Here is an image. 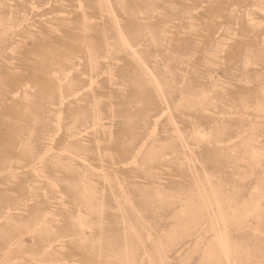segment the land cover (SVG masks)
<instances>
[{
  "label": "rangeland",
  "instance_id": "1",
  "mask_svg": "<svg viewBox=\"0 0 264 264\" xmlns=\"http://www.w3.org/2000/svg\"><path fill=\"white\" fill-rule=\"evenodd\" d=\"M0 264H264V0H0Z\"/></svg>",
  "mask_w": 264,
  "mask_h": 264
}]
</instances>
